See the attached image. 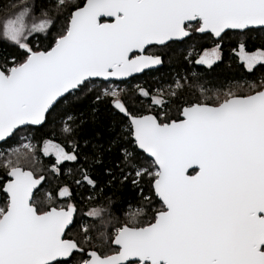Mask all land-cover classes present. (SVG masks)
<instances>
[{
	"label": "snow or ice",
	"instance_id": "6c2138e0",
	"mask_svg": "<svg viewBox=\"0 0 264 264\" xmlns=\"http://www.w3.org/2000/svg\"><path fill=\"white\" fill-rule=\"evenodd\" d=\"M264 0H0V264H264ZM231 67V66H229Z\"/></svg>",
	"mask_w": 264,
	"mask_h": 264
},
{
	"label": "trees",
	"instance_id": "16d2710c",
	"mask_svg": "<svg viewBox=\"0 0 264 264\" xmlns=\"http://www.w3.org/2000/svg\"><path fill=\"white\" fill-rule=\"evenodd\" d=\"M261 71H264V69L258 70L255 76L244 73L239 69L238 61L235 59L233 54L226 49L225 60L216 72L212 73V77L221 82L222 88L225 91L229 88L232 90L244 91L247 89V83L245 81L247 80L250 82L255 80L259 77Z\"/></svg>",
	"mask_w": 264,
	"mask_h": 264
},
{
	"label": "rangeland",
	"instance_id": "374dc122",
	"mask_svg": "<svg viewBox=\"0 0 264 264\" xmlns=\"http://www.w3.org/2000/svg\"><path fill=\"white\" fill-rule=\"evenodd\" d=\"M245 91V90H244Z\"/></svg>",
	"mask_w": 264,
	"mask_h": 264
}]
</instances>
